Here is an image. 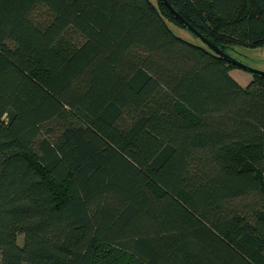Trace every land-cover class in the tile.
Returning a JSON list of instances; mask_svg holds the SVG:
<instances>
[{
	"label": "trees",
	"instance_id": "obj_1",
	"mask_svg": "<svg viewBox=\"0 0 264 264\" xmlns=\"http://www.w3.org/2000/svg\"><path fill=\"white\" fill-rule=\"evenodd\" d=\"M167 1L224 52L264 44V0ZM172 25L0 0V264H264V75Z\"/></svg>",
	"mask_w": 264,
	"mask_h": 264
},
{
	"label": "rangeland",
	"instance_id": "obj_2",
	"mask_svg": "<svg viewBox=\"0 0 264 264\" xmlns=\"http://www.w3.org/2000/svg\"><path fill=\"white\" fill-rule=\"evenodd\" d=\"M150 1L153 4H157V0ZM171 29L178 36H181L192 43L200 44V40L188 29L176 25H172ZM226 52L233 58L250 67L264 71V44L254 47L234 44L232 46H228L226 48ZM229 73L242 86H245L252 79L251 73L239 67H232ZM17 241L19 244L21 243V236H18Z\"/></svg>",
	"mask_w": 264,
	"mask_h": 264
},
{
	"label": "water",
	"instance_id": "obj_3",
	"mask_svg": "<svg viewBox=\"0 0 264 264\" xmlns=\"http://www.w3.org/2000/svg\"><path fill=\"white\" fill-rule=\"evenodd\" d=\"M162 2L170 9V11L173 13L175 18L178 20L179 23H181L184 27H186L189 31H191L194 35H196L209 49H211L213 52H215L217 55L222 57L225 61L228 63H231L235 65L236 67H239L252 75H264V71L255 69L253 67H250L237 59L230 56L228 53L224 52L218 44H216L214 41H212L210 38L203 36L200 34L181 14H179L170 4L167 0H162Z\"/></svg>",
	"mask_w": 264,
	"mask_h": 264
}]
</instances>
